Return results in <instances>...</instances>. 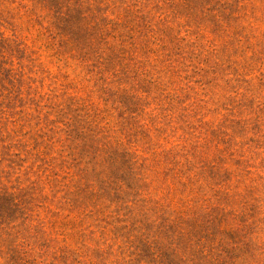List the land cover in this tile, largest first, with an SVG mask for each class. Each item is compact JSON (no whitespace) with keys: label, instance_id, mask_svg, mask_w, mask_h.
Listing matches in <instances>:
<instances>
[{"label":"rangeland","instance_id":"obj_1","mask_svg":"<svg viewBox=\"0 0 264 264\" xmlns=\"http://www.w3.org/2000/svg\"><path fill=\"white\" fill-rule=\"evenodd\" d=\"M0 264H264V0H0Z\"/></svg>","mask_w":264,"mask_h":264},{"label":"trees","instance_id":"obj_2","mask_svg":"<svg viewBox=\"0 0 264 264\" xmlns=\"http://www.w3.org/2000/svg\"><path fill=\"white\" fill-rule=\"evenodd\" d=\"M5 49H6L5 42L0 36V53H2Z\"/></svg>","mask_w":264,"mask_h":264}]
</instances>
